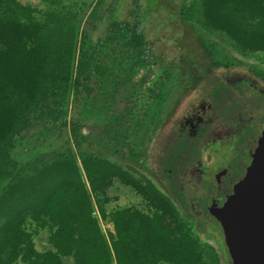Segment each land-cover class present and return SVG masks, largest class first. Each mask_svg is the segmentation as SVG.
<instances>
[{
  "label": "trees",
  "instance_id": "1",
  "mask_svg": "<svg viewBox=\"0 0 264 264\" xmlns=\"http://www.w3.org/2000/svg\"><path fill=\"white\" fill-rule=\"evenodd\" d=\"M201 13L206 26L223 31L237 46L264 51V0H201ZM101 46V40L85 36L79 43L69 9L40 10L20 0H0V264H17L20 255L24 264H62L59 253H71L77 264H110L114 258L118 264H204L195 243L168 237L144 214L128 209L114 212L116 238L108 242L92 214L91 198L124 170L100 154L84 155L86 146L76 137L78 123H72V132L81 169L71 149L40 153L24 169L18 166L13 155L18 139L55 127L70 93L75 100L92 94ZM156 64L151 51L139 52L126 81L144 88ZM129 103L120 114L125 122L117 134L120 143L130 141L134 131L135 101ZM125 182L144 196H157L134 179ZM27 217H48L58 225L57 252L43 262L25 255L30 248L22 229ZM203 221L188 222L215 242L228 264L219 230Z\"/></svg>",
  "mask_w": 264,
  "mask_h": 264
},
{
  "label": "rangeland",
  "instance_id": "2",
  "mask_svg": "<svg viewBox=\"0 0 264 264\" xmlns=\"http://www.w3.org/2000/svg\"><path fill=\"white\" fill-rule=\"evenodd\" d=\"M20 1L40 10L47 7L69 9L74 16L79 43L85 36L91 42L101 40L102 46L97 52L92 94L75 100L70 93L64 103L65 114L55 127L51 124L49 129H41L18 139L13 151L18 166L24 169L40 153L71 149L81 169L82 156L72 132V123H78L76 137L79 144L86 146L84 155L100 154L124 170L122 176L112 178L104 192L93 194L91 198L92 214L109 243L116 238L114 212L128 209L144 214L150 224L158 226L168 237L195 243L199 246L204 264H223L215 242L195 225L185 221L177 204L149 175L142 160L147 152L145 132L148 123L159 116L165 96L190 71L201 70L218 56L226 55L252 64L264 76V51L241 48L223 31L206 26L201 13V0ZM136 33L139 34L138 40L134 39ZM143 50L151 51L157 64L155 72L147 78V85L139 88L134 80L132 85L128 83L126 77L136 56ZM130 99L135 101L134 131L130 134V141L120 143L117 142V134L125 123L120 114L130 105ZM129 179H134L143 188H152L157 196L147 190L149 196L142 195L125 182ZM186 190L189 197L196 196L194 199L201 207L207 201L208 196L197 197L198 192L193 186L187 185ZM202 220L217 229L205 217ZM57 227V223L48 217H27L22 224L30 246L25 255L43 262L56 253L54 233ZM58 255L62 264H77L71 253ZM16 263H25L22 255ZM110 264L118 263L114 258Z\"/></svg>",
  "mask_w": 264,
  "mask_h": 264
},
{
  "label": "flooded vegetation",
  "instance_id": "3",
  "mask_svg": "<svg viewBox=\"0 0 264 264\" xmlns=\"http://www.w3.org/2000/svg\"><path fill=\"white\" fill-rule=\"evenodd\" d=\"M263 120L264 76L248 62L218 56L179 79L165 96L159 116L145 132L144 166L186 220L205 217L211 223L206 208L217 188L215 167L233 168ZM187 185L197 197L208 196L202 207L196 196L189 197Z\"/></svg>",
  "mask_w": 264,
  "mask_h": 264
},
{
  "label": "water",
  "instance_id": "4",
  "mask_svg": "<svg viewBox=\"0 0 264 264\" xmlns=\"http://www.w3.org/2000/svg\"><path fill=\"white\" fill-rule=\"evenodd\" d=\"M206 217L222 234L229 264H264V120L231 168L213 171Z\"/></svg>",
  "mask_w": 264,
  "mask_h": 264
}]
</instances>
